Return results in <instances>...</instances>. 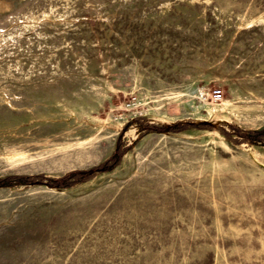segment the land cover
Masks as SVG:
<instances>
[{
	"label": "rangeland",
	"instance_id": "1",
	"mask_svg": "<svg viewBox=\"0 0 264 264\" xmlns=\"http://www.w3.org/2000/svg\"><path fill=\"white\" fill-rule=\"evenodd\" d=\"M0 179V264H264V0H0Z\"/></svg>",
	"mask_w": 264,
	"mask_h": 264
},
{
	"label": "trees",
	"instance_id": "2",
	"mask_svg": "<svg viewBox=\"0 0 264 264\" xmlns=\"http://www.w3.org/2000/svg\"><path fill=\"white\" fill-rule=\"evenodd\" d=\"M177 127L178 126H176L174 128H177ZM197 127H200V128H205V127L206 128L207 127L212 128V126L208 125V124L197 125ZM120 160H121V153H120V150L118 149L116 151V153L114 154V156L112 157V160L110 159L104 165H102V166H100L98 168L91 169L89 171H76V172H73L71 174L66 175L65 177H63L60 180L52 181L51 186H54V187H57V188H68V187L72 186L73 184L87 181L91 177H93L95 175V173L106 172V171H110V170L114 169L116 166H118V164L120 163ZM26 180L27 179L20 178V181L24 182ZM10 182H11V179H4V180L0 179V186H8V185L10 186V185H12Z\"/></svg>",
	"mask_w": 264,
	"mask_h": 264
},
{
	"label": "built area",
	"instance_id": "3",
	"mask_svg": "<svg viewBox=\"0 0 264 264\" xmlns=\"http://www.w3.org/2000/svg\"><path fill=\"white\" fill-rule=\"evenodd\" d=\"M202 98H205V95L202 94ZM223 98L222 90H216L212 93V99L213 101L217 102ZM140 102L136 97H132L129 99V101L126 104V108L129 110L139 108Z\"/></svg>",
	"mask_w": 264,
	"mask_h": 264
}]
</instances>
